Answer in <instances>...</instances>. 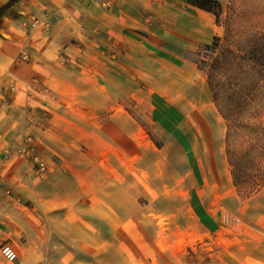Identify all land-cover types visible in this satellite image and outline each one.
Wrapping results in <instances>:
<instances>
[{
  "label": "crops",
  "instance_id": "1",
  "mask_svg": "<svg viewBox=\"0 0 264 264\" xmlns=\"http://www.w3.org/2000/svg\"><path fill=\"white\" fill-rule=\"evenodd\" d=\"M110 2L106 10L98 1L87 6L100 9V31L96 50L79 54L80 63L73 53L48 55L44 38L17 58L16 79L8 81L16 92L0 125V246L11 244L17 259L1 256L0 264H184L186 246L217 227V204L230 195L231 178L219 142L207 148L196 121L202 83L187 56L219 37L214 16L188 0ZM186 71L197 89L187 103ZM28 88L49 97H29ZM119 98L132 99L143 114L123 116ZM24 134L48 164L43 179L16 155ZM5 187L13 196L2 194ZM149 234L154 242L140 243ZM49 250L57 258H48ZM105 252L114 261L101 258ZM260 256L264 264V251Z\"/></svg>",
  "mask_w": 264,
  "mask_h": 264
},
{
  "label": "rangeland",
  "instance_id": "2",
  "mask_svg": "<svg viewBox=\"0 0 264 264\" xmlns=\"http://www.w3.org/2000/svg\"><path fill=\"white\" fill-rule=\"evenodd\" d=\"M6 1L0 0V5ZM97 1L104 10L110 9L103 0H18L3 13L0 17V125L4 124L10 96L16 92L15 84L8 81L16 79L13 74H17V58L28 52L26 45L44 38L48 55L56 54L63 60L64 57L71 59L73 53L79 59L74 62L78 63L79 54L96 50L93 39L100 30L95 14L100 9L88 7ZM218 2L221 4L219 15L217 19L213 16L221 34L187 56L196 65L197 77L202 83L199 94L202 107L196 121L200 123L207 148L216 147L217 141L224 152L231 193L217 204L215 231L193 239L181 259L184 264H260L261 251H264V68L261 67L264 44L260 43L264 38V0ZM187 74L186 71L185 90L181 92L186 103L197 97V89L188 83ZM106 94L111 103L115 99L112 91ZM89 95L96 99L95 93ZM118 100L123 116L128 112L135 119L143 114L135 112L132 99ZM208 102L213 115H220L221 124L212 120ZM184 111L192 115L188 105ZM149 112L146 108L147 116ZM103 113L107 118L109 112ZM140 121L153 133L146 121L141 118ZM122 128L128 129L129 124H122ZM106 132L113 133L112 125ZM8 158L10 155L5 159ZM231 163L236 167L235 182ZM33 175L35 180L44 177ZM12 191L11 187H5L2 194L13 196ZM155 226L152 222L145 225L148 232ZM104 238L107 242L109 237ZM116 239L128 245V236L119 235ZM140 239V243L147 239L152 244L155 237L149 234ZM142 254L137 251L136 257ZM72 255L79 252L74 250ZM100 257L114 261L111 253L105 252ZM48 258L55 259L57 254L49 250Z\"/></svg>",
  "mask_w": 264,
  "mask_h": 264
},
{
  "label": "built area",
  "instance_id": "3",
  "mask_svg": "<svg viewBox=\"0 0 264 264\" xmlns=\"http://www.w3.org/2000/svg\"><path fill=\"white\" fill-rule=\"evenodd\" d=\"M103 4L105 6H111L110 0H103ZM37 92L38 96L42 99L48 98V91L44 89H31L28 88L27 94L28 96H34V92ZM16 147V155L21 158L26 167L29 170L35 171L39 176H44L48 169V164L41 157V155L37 152V146L34 145L32 137L30 134H24L17 144ZM6 156L10 155V150H5ZM0 254L7 261H14L17 259V252L15 248L12 247L8 242L3 243L0 246Z\"/></svg>",
  "mask_w": 264,
  "mask_h": 264
},
{
  "label": "trees",
  "instance_id": "4",
  "mask_svg": "<svg viewBox=\"0 0 264 264\" xmlns=\"http://www.w3.org/2000/svg\"><path fill=\"white\" fill-rule=\"evenodd\" d=\"M17 1L18 0H7L5 3L0 5V17L3 15V13L6 10H8L11 6H13ZM188 3L201 10L210 12L212 15L215 16L216 19L221 9V4L217 0H188ZM260 43L264 44V38L260 39ZM261 67L264 68V63H261ZM230 165H231L233 181L235 182V178H237L236 173H235L236 167L232 163Z\"/></svg>",
  "mask_w": 264,
  "mask_h": 264
}]
</instances>
